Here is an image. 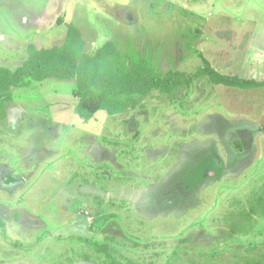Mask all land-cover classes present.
Instances as JSON below:
<instances>
[{
	"label": "rangeland",
	"instance_id": "rangeland-1",
	"mask_svg": "<svg viewBox=\"0 0 264 264\" xmlns=\"http://www.w3.org/2000/svg\"><path fill=\"white\" fill-rule=\"evenodd\" d=\"M68 23L91 54L134 44L164 72L208 59L264 80V0H0V66ZM75 89L16 87L0 119V264H105L94 242L123 264H264V86L205 76L89 121Z\"/></svg>",
	"mask_w": 264,
	"mask_h": 264
},
{
	"label": "trees",
	"instance_id": "trees-1",
	"mask_svg": "<svg viewBox=\"0 0 264 264\" xmlns=\"http://www.w3.org/2000/svg\"><path fill=\"white\" fill-rule=\"evenodd\" d=\"M60 22L63 23L62 19ZM85 46L80 28L68 23L62 44L42 48L31 44L21 65L14 69L0 66V119L7 116V104L14 101V88L31 87L34 82L50 78L69 79L76 83V109L85 121L100 110L117 115L143 107V99L154 90L174 93L205 76L214 84L231 87L254 89L264 86V80L223 74L208 59H204L194 73L175 69L164 72L151 55L143 53L134 44L122 51L115 42L108 41L94 54L86 52ZM261 205L260 209L264 210V202ZM5 227V221L0 218V228ZM94 244L104 254L105 264H123L109 251L107 244Z\"/></svg>",
	"mask_w": 264,
	"mask_h": 264
},
{
	"label": "crops",
	"instance_id": "crops-1",
	"mask_svg": "<svg viewBox=\"0 0 264 264\" xmlns=\"http://www.w3.org/2000/svg\"><path fill=\"white\" fill-rule=\"evenodd\" d=\"M47 80V79H46ZM45 81V80H44ZM44 81H42V82H38V83H40V84H42Z\"/></svg>",
	"mask_w": 264,
	"mask_h": 264
}]
</instances>
